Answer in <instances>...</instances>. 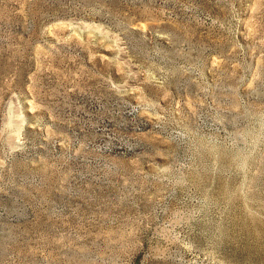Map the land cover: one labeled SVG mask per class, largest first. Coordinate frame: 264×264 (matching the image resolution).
Listing matches in <instances>:
<instances>
[{
    "label": "rangeland",
    "instance_id": "obj_1",
    "mask_svg": "<svg viewBox=\"0 0 264 264\" xmlns=\"http://www.w3.org/2000/svg\"><path fill=\"white\" fill-rule=\"evenodd\" d=\"M0 264H264V0H0Z\"/></svg>",
    "mask_w": 264,
    "mask_h": 264
}]
</instances>
